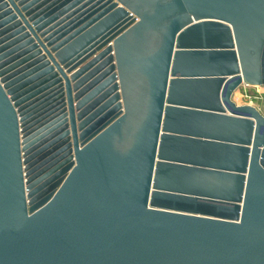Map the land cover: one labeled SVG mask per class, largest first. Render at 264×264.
<instances>
[{"label": "water", "instance_id": "95a60500", "mask_svg": "<svg viewBox=\"0 0 264 264\" xmlns=\"http://www.w3.org/2000/svg\"><path fill=\"white\" fill-rule=\"evenodd\" d=\"M264 0H0V264H264Z\"/></svg>", "mask_w": 264, "mask_h": 264}, {"label": "rangeland", "instance_id": "374dc122", "mask_svg": "<svg viewBox=\"0 0 264 264\" xmlns=\"http://www.w3.org/2000/svg\"><path fill=\"white\" fill-rule=\"evenodd\" d=\"M264 85L260 87L240 85L233 93L232 99L237 104H251L264 114Z\"/></svg>", "mask_w": 264, "mask_h": 264}, {"label": "bare ground", "instance_id": "6f19581e", "mask_svg": "<svg viewBox=\"0 0 264 264\" xmlns=\"http://www.w3.org/2000/svg\"><path fill=\"white\" fill-rule=\"evenodd\" d=\"M244 85H246V84H244ZM251 86H260V85H251Z\"/></svg>", "mask_w": 264, "mask_h": 264}, {"label": "crops", "instance_id": "0c3cea01", "mask_svg": "<svg viewBox=\"0 0 264 264\" xmlns=\"http://www.w3.org/2000/svg\"><path fill=\"white\" fill-rule=\"evenodd\" d=\"M260 86H263V85H260ZM260 86H255V87H260ZM263 90H264V88H263Z\"/></svg>", "mask_w": 264, "mask_h": 264}, {"label": "built area", "instance_id": "2783aa9c", "mask_svg": "<svg viewBox=\"0 0 264 264\" xmlns=\"http://www.w3.org/2000/svg\"><path fill=\"white\" fill-rule=\"evenodd\" d=\"M247 86H250V85H247Z\"/></svg>", "mask_w": 264, "mask_h": 264}]
</instances>
